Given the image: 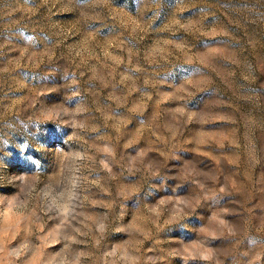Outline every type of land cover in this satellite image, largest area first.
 <instances>
[{
	"label": "rangeland",
	"instance_id": "374dc122",
	"mask_svg": "<svg viewBox=\"0 0 264 264\" xmlns=\"http://www.w3.org/2000/svg\"><path fill=\"white\" fill-rule=\"evenodd\" d=\"M0 264H264V0H0Z\"/></svg>",
	"mask_w": 264,
	"mask_h": 264
}]
</instances>
